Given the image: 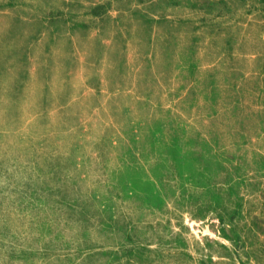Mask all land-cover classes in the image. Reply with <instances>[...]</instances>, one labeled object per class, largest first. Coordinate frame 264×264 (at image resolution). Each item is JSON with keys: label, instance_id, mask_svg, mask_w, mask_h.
Returning a JSON list of instances; mask_svg holds the SVG:
<instances>
[{"label": "rangeland", "instance_id": "obj_1", "mask_svg": "<svg viewBox=\"0 0 264 264\" xmlns=\"http://www.w3.org/2000/svg\"><path fill=\"white\" fill-rule=\"evenodd\" d=\"M0 264H264V0H0Z\"/></svg>", "mask_w": 264, "mask_h": 264}, {"label": "trees", "instance_id": "obj_2", "mask_svg": "<svg viewBox=\"0 0 264 264\" xmlns=\"http://www.w3.org/2000/svg\"><path fill=\"white\" fill-rule=\"evenodd\" d=\"M179 176L182 177V174H181V175L179 174ZM152 177H155V176L152 175ZM163 181H164V180L162 179V181H161L162 184H163ZM162 184H161V185H162ZM155 186H156V185H155Z\"/></svg>", "mask_w": 264, "mask_h": 264}]
</instances>
